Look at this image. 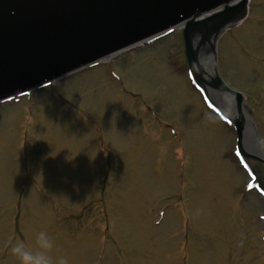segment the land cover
Masks as SVG:
<instances>
[{
    "label": "rangeland",
    "instance_id": "1",
    "mask_svg": "<svg viewBox=\"0 0 264 264\" xmlns=\"http://www.w3.org/2000/svg\"><path fill=\"white\" fill-rule=\"evenodd\" d=\"M248 8L217 38L216 70L264 149V0ZM184 57L176 31L0 110V264L41 231L52 264H264V203Z\"/></svg>",
    "mask_w": 264,
    "mask_h": 264
},
{
    "label": "water",
    "instance_id": "2",
    "mask_svg": "<svg viewBox=\"0 0 264 264\" xmlns=\"http://www.w3.org/2000/svg\"><path fill=\"white\" fill-rule=\"evenodd\" d=\"M238 1L0 0V97L40 85L68 69L116 52L152 31L182 22L186 61L195 81L207 93L215 90L235 99V103L231 101L235 106L231 111L223 95L211 92L212 98L230 111L227 116L237 128L241 155L251 159L249 163L264 185V158L260 157L263 151L256 137L257 127L252 119L256 130L253 134L251 118L241 108V95L226 88L214 65L212 73L205 76L208 80L199 66L210 71L216 50L212 53L209 45L212 49L214 39L227 23L244 17L246 1L235 6ZM227 3L235 7L228 8ZM221 5L223 12L204 22L194 21ZM240 23L229 24L226 29Z\"/></svg>",
    "mask_w": 264,
    "mask_h": 264
},
{
    "label": "clouds",
    "instance_id": "3",
    "mask_svg": "<svg viewBox=\"0 0 264 264\" xmlns=\"http://www.w3.org/2000/svg\"><path fill=\"white\" fill-rule=\"evenodd\" d=\"M39 249L32 251L25 246L23 241H17L11 251L20 261V264H52L51 257L47 251L52 247L51 238L44 231H41L37 236ZM59 264H66V261L61 259Z\"/></svg>",
    "mask_w": 264,
    "mask_h": 264
},
{
    "label": "bare ground",
    "instance_id": "4",
    "mask_svg": "<svg viewBox=\"0 0 264 264\" xmlns=\"http://www.w3.org/2000/svg\"><path fill=\"white\" fill-rule=\"evenodd\" d=\"M242 109H243V111H244V114H245L246 116H249V114L247 113L246 108H243V107H242ZM249 118H250V116H249Z\"/></svg>",
    "mask_w": 264,
    "mask_h": 264
}]
</instances>
